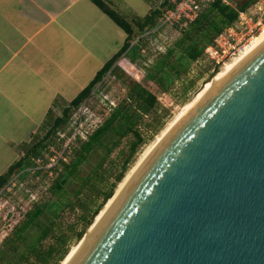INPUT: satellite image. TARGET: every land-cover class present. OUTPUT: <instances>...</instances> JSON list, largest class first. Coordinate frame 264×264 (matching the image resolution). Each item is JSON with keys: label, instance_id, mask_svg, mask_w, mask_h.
<instances>
[{"label": "water", "instance_id": "1", "mask_svg": "<svg viewBox=\"0 0 264 264\" xmlns=\"http://www.w3.org/2000/svg\"><path fill=\"white\" fill-rule=\"evenodd\" d=\"M64 264H264V40L186 111Z\"/></svg>", "mask_w": 264, "mask_h": 264}, {"label": "trees", "instance_id": "2", "mask_svg": "<svg viewBox=\"0 0 264 264\" xmlns=\"http://www.w3.org/2000/svg\"><path fill=\"white\" fill-rule=\"evenodd\" d=\"M91 1L126 33V40L60 115L52 121L50 117L45 119L39 128L43 135L34 133L28 142L21 144L19 158L0 175V189L8 183L10 175L23 170L49 144H55L57 131L67 122L72 109L91 94L97 82H102L108 72L120 78L114 66L116 60L128 51L131 60L139 53L142 40L138 38L136 45L131 46L134 34L156 24L160 14L170 6L165 0L160 8L132 21L120 16L102 0ZM227 1L213 0L206 4L192 21L177 30L179 36L163 52H158L140 75L127 84L123 81L126 84L123 98L110 107L109 115L86 139L77 141L68 161L58 160L53 168L56 176L43 192V199L33 201L22 219L0 241V264L60 263L74 235L73 224L66 223L62 213H70L82 224V230L75 235L80 238L112 196L128 170L132 155L142 144L140 124L144 117L157 110L160 97L169 94L176 84L181 85L182 92L192 86L193 82L187 81L191 65L203 56L205 47L212 44L217 35L236 21L238 12L253 3V0ZM215 73L216 69L212 75ZM129 136L132 140L128 143V151L121 150L113 159V152Z\"/></svg>", "mask_w": 264, "mask_h": 264}, {"label": "crops", "instance_id": "3", "mask_svg": "<svg viewBox=\"0 0 264 264\" xmlns=\"http://www.w3.org/2000/svg\"><path fill=\"white\" fill-rule=\"evenodd\" d=\"M102 1L132 21L165 2ZM125 40L91 0H0V175L19 158L21 144L51 114L60 115Z\"/></svg>", "mask_w": 264, "mask_h": 264}, {"label": "rangeland", "instance_id": "4", "mask_svg": "<svg viewBox=\"0 0 264 264\" xmlns=\"http://www.w3.org/2000/svg\"><path fill=\"white\" fill-rule=\"evenodd\" d=\"M142 8L143 6H137L138 13L142 11ZM125 17L129 20L128 16ZM261 25L264 26V21L261 22ZM148 30L146 28L143 32H136L134 34L130 42L131 46L136 45L138 38L142 42L139 41L141 44L139 53L133 60H131V52L128 51L125 56L119 57L114 63L120 78L110 72V74L104 76L102 82H97L92 90V94L83 100L85 107L82 108V111H78L80 106L77 109H72L67 122L58 130L64 134L63 137L59 138V135L56 134L55 144H49L41 150L39 156L33 157L29 161V165L23 170L10 175L8 183L0 189V241L22 219L23 214L31 207L33 201L43 199V192H45L51 180L56 176L53 168L56 166L57 158H59L60 153L64 150L65 144H74L73 146H75L78 140H82L79 137L77 140L68 141L71 135L77 130L78 125H81L79 135L83 134L85 130L89 131L97 125H100L109 115L110 107L116 105L123 98L126 92L125 85L134 76L140 75L145 66L151 64L155 55L158 52H163L166 49L165 47L179 36L175 28H165L159 34L148 33ZM243 48H240V50H243ZM239 52L218 64L208 57V55H203L190 67L187 81H192L193 84L187 91L182 92L181 85L176 84L169 94L160 97L157 110L145 116L140 124L144 140L132 155L127 169L156 140L161 130L175 117L181 107L190 101L197 92L204 89L207 83L222 68L224 63L237 56ZM214 69H216V73L212 75ZM81 112L83 115L80 116ZM55 116V114L49 116L51 121ZM79 116L82 118L81 124L78 120ZM34 133L44 134L40 129ZM131 140V136L123 139L121 145L113 152L112 158H116L121 150L126 153L128 151V143ZM73 146H71L70 151H67L66 161L69 160ZM62 217L66 223H71L74 226V235L68 243L69 250L75 243L81 240L89 226L83 230L80 238H76L75 235L82 230V224L76 221L70 213H62Z\"/></svg>", "mask_w": 264, "mask_h": 264}, {"label": "built area", "instance_id": "5", "mask_svg": "<svg viewBox=\"0 0 264 264\" xmlns=\"http://www.w3.org/2000/svg\"><path fill=\"white\" fill-rule=\"evenodd\" d=\"M212 1L213 0H172V5L167 7L160 14L156 24L148 28V33L159 34L161 31H164L165 28H175L178 30L179 28L186 26L188 22L192 21L197 16L199 11L206 4ZM221 1L225 3L228 2L227 0ZM262 21H264V0H253V3L249 8L238 12V17L232 25L225 28L214 38L212 44L205 47L203 55H208V57L213 59L217 64L226 58H231L240 51V48H243L245 45H247L253 35L259 32L262 26ZM107 74L110 73L108 72ZM78 107V111H82V108L85 107V102H81ZM81 115H83L82 112L80 116ZM80 116L78 120L81 124L82 118ZM80 126L81 125H78L77 130L68 139L69 142L72 140H77L79 137L82 140L86 139V137L98 125L89 131L85 130L83 134L79 135ZM57 135H59L58 137L61 138L64 134L57 131ZM73 145L68 143L65 144V148L60 153L59 158H57V162L58 160L66 161L65 157L68 153L67 151H70V148Z\"/></svg>", "mask_w": 264, "mask_h": 264}, {"label": "bare ground", "instance_id": "6", "mask_svg": "<svg viewBox=\"0 0 264 264\" xmlns=\"http://www.w3.org/2000/svg\"><path fill=\"white\" fill-rule=\"evenodd\" d=\"M264 40V26H261L259 32L253 35L247 45L240 50L239 54L232 58L231 60L224 63L222 68L213 76V78L207 83V86L204 87L201 91L197 92L196 95L187 103H185L175 117L161 130L160 134L156 140L149 145L140 157L133 163V165L125 172L121 181L117 184L112 196L105 202L99 212L95 215L92 223L89 225L85 234L81 240L75 243L66 253L64 258L60 261L59 264H64L68 258L73 254L77 249L89 231L93 228L108 206L112 203L124 185L128 182L131 176L137 171V169L142 165V163L148 158V156L153 152V150L159 145V143L164 139V137L170 132V130L175 126V124L181 119V117L186 113V111L206 92L208 91L215 83H217L225 74H227L234 66H236L244 57H246L254 48H256Z\"/></svg>", "mask_w": 264, "mask_h": 264}]
</instances>
